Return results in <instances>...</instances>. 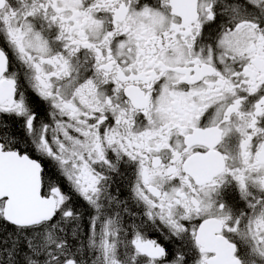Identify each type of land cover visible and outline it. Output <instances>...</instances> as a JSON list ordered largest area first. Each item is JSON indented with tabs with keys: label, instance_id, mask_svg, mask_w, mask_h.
I'll use <instances>...</instances> for the list:
<instances>
[{
	"label": "snow or ice",
	"instance_id": "obj_1",
	"mask_svg": "<svg viewBox=\"0 0 264 264\" xmlns=\"http://www.w3.org/2000/svg\"><path fill=\"white\" fill-rule=\"evenodd\" d=\"M0 264H264V0H0Z\"/></svg>",
	"mask_w": 264,
	"mask_h": 264
}]
</instances>
